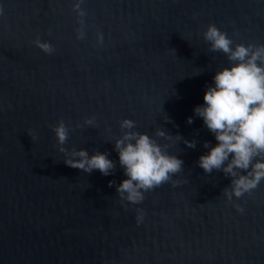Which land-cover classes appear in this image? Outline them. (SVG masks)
I'll return each instance as SVG.
<instances>
[{
    "label": "water",
    "instance_id": "obj_1",
    "mask_svg": "<svg viewBox=\"0 0 264 264\" xmlns=\"http://www.w3.org/2000/svg\"><path fill=\"white\" fill-rule=\"evenodd\" d=\"M0 264H264V0H0Z\"/></svg>",
    "mask_w": 264,
    "mask_h": 264
}]
</instances>
